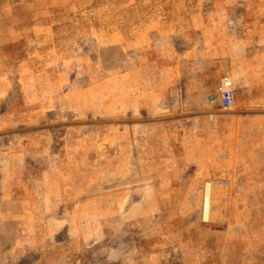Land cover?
Wrapping results in <instances>:
<instances>
[{
    "label": "rangeland",
    "instance_id": "rangeland-1",
    "mask_svg": "<svg viewBox=\"0 0 264 264\" xmlns=\"http://www.w3.org/2000/svg\"><path fill=\"white\" fill-rule=\"evenodd\" d=\"M11 17L0 182L48 264H264V29L133 28L110 46L73 10L50 44ZM225 76L226 111L207 99Z\"/></svg>",
    "mask_w": 264,
    "mask_h": 264
},
{
    "label": "crops",
    "instance_id": "crops-1",
    "mask_svg": "<svg viewBox=\"0 0 264 264\" xmlns=\"http://www.w3.org/2000/svg\"><path fill=\"white\" fill-rule=\"evenodd\" d=\"M73 10L79 12L89 31L96 35L99 30L108 31L110 46L115 45L116 34H120L118 39L125 38L116 31L133 28L144 31L264 29V0H190L187 4L184 0H0V22L10 14L7 29L25 30L31 37L46 36L51 44V31L64 29L61 22L53 19ZM243 106L248 107L245 102ZM16 190L13 184L7 187L0 182V264H48L43 254L51 240L39 238L38 231L28 229V208ZM26 258L31 261L25 262Z\"/></svg>",
    "mask_w": 264,
    "mask_h": 264
},
{
    "label": "built area",
    "instance_id": "built-area-1",
    "mask_svg": "<svg viewBox=\"0 0 264 264\" xmlns=\"http://www.w3.org/2000/svg\"><path fill=\"white\" fill-rule=\"evenodd\" d=\"M209 104L217 106L222 110H230L234 106L235 90L232 80L225 76L222 77L215 89L214 93H211L207 97ZM219 183H226L227 181L219 180Z\"/></svg>",
    "mask_w": 264,
    "mask_h": 264
}]
</instances>
